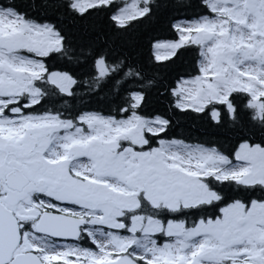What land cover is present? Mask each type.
<instances>
[{
  "label": "snow or ice",
  "instance_id": "6c2138e0",
  "mask_svg": "<svg viewBox=\"0 0 264 264\" xmlns=\"http://www.w3.org/2000/svg\"><path fill=\"white\" fill-rule=\"evenodd\" d=\"M0 264H264V0H0Z\"/></svg>",
  "mask_w": 264,
  "mask_h": 264
}]
</instances>
